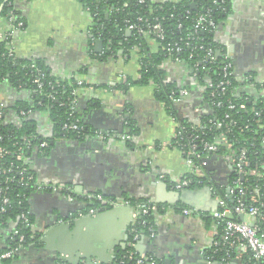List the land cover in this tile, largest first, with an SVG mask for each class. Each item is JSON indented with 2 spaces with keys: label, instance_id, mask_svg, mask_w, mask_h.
<instances>
[{
  "label": "crops",
  "instance_id": "crops-1",
  "mask_svg": "<svg viewBox=\"0 0 264 264\" xmlns=\"http://www.w3.org/2000/svg\"><path fill=\"white\" fill-rule=\"evenodd\" d=\"M13 10L22 22L14 34L17 56L42 61L59 78L84 82L77 91V106L90 131L80 138L58 136L49 113L35 109L29 119L51 138V145L46 152L26 157L29 169L42 183L66 184L80 195L118 203L91 214L86 208L94 199L73 198L65 190L33 191L29 209L39 242L22 246L11 264H112L130 247L139 214L136 205L146 201L167 206L155 211L153 231L139 236L133 246L137 253L159 262L171 258L173 264H219L209 256L217 240L210 216L217 208L212 192L204 185L185 188L184 194L170 193L178 191L174 183L179 178L193 173L182 151L168 145L174 129L155 87L149 83H136L127 90L116 87L124 82L122 71L129 79L139 78L136 53L125 56L121 50L118 56L100 59L104 44L98 51L99 37L93 35L92 17L81 0H13ZM1 18V25L9 27ZM215 40L232 55L237 92L263 96L264 0H231ZM149 44L157 50L155 39L150 38ZM161 67L169 82L191 90L190 96L176 103L180 118L198 122L199 115L209 110L191 68L172 57ZM18 102L34 105L32 91L0 84V103L11 109V122ZM124 134L132 135V145L122 138ZM201 167L218 185L229 183L231 169L221 156L206 157ZM175 205L193 213L185 215ZM4 233L0 230V246ZM231 264L241 261L234 259Z\"/></svg>",
  "mask_w": 264,
  "mask_h": 264
},
{
  "label": "trees",
  "instance_id": "trees-1",
  "mask_svg": "<svg viewBox=\"0 0 264 264\" xmlns=\"http://www.w3.org/2000/svg\"><path fill=\"white\" fill-rule=\"evenodd\" d=\"M81 1L92 17L93 35L101 37L104 42V52L99 55L100 59L118 56L121 50L124 51V55L127 53L131 54L132 48L138 47L135 53L140 62L141 77L137 80L128 78L127 81L116 85V87L127 90L133 84H148L150 81H153L156 84V97L161 103H164L168 115L173 116L181 125L186 126V129L181 131L182 135L174 139L171 145L179 147L176 141L181 140V136L183 139H187L189 132H193L190 126L197 124L180 118L177 104L172 99V96L180 95V88L167 80L166 71L161 67V64L170 55L173 59L180 58L184 63H188L189 65H192L197 59L204 57L205 51L197 49L194 51V57L189 58L192 48L186 46L182 39L185 41H192L196 44H204L205 48L211 46L216 50L219 49L222 54L225 53L224 47L215 40L217 30L214 32L202 30L195 31L193 22L199 11L210 9L211 15L218 25L227 11H222L218 7V3H215V0H166L160 2L146 0L145 3H140L138 0ZM218 1L220 2V0ZM230 1L231 0H228L226 2L228 7ZM2 2L4 6L0 9V17H9L10 13L14 11L13 0H2ZM149 8L155 9L153 16H157L159 21L164 25L166 37L162 40L156 39L153 35H143L136 32V30H129V26L136 21L137 17L148 13ZM187 10L190 11L188 18L185 17ZM179 24H182V27H178ZM150 38L155 39L158 44L156 51L151 50L149 44ZM176 45L182 46V51H170L169 54L170 47H175ZM222 59V55L218 56L215 62L211 64V77H216L213 72L218 69V65ZM31 63H36L44 71L43 93L38 91V87L34 83V75L31 69L22 68L24 64L29 65ZM203 78L204 72L201 71L198 80L203 81ZM2 83H7L16 89H30L33 94L34 105L25 107L47 111L51 120L54 122L58 136L80 138L84 134L90 133L89 128L80 118L77 104L73 113L70 111L71 100L74 97L73 91L80 86L76 79H63L55 76L40 60H26L19 57L14 61L7 56L5 45L0 44V84ZM81 85H84V82ZM237 87L238 81L234 79L232 87L223 95L215 98L217 102L222 101V105L213 104V99L211 100L208 93L204 95V100L208 102V105L210 104L211 108L209 107L208 113L206 111L201 115L204 133V135H202L206 140L216 142L222 137V133L225 132V138L228 142L233 143L234 146H246L249 150V157L253 161L258 160L262 162L264 160V95L255 97L249 95L247 92H237ZM51 92L56 95V99H50L45 95ZM229 101H232L236 105V108H229ZM24 104V102H18L15 107H24ZM242 104L245 105L244 108L241 107ZM256 111H260L261 114L257 115ZM227 114H230L229 118L226 116ZM67 121H76L79 125L84 127L85 133H63L61 126ZM216 121H223L224 124L227 123L231 131L227 132L224 125L222 127H217L216 124L213 125ZM1 131L6 135L2 144L12 150V153L4 159L2 165L13 164L15 166H22L27 169L28 173L35 175V173L29 169L27 163L17 159V154L15 153H22L23 156L27 157L33 152H40L38 149L35 150V148L39 139L43 138V135L36 129L33 121L27 119L20 127L14 124L4 125ZM199 132L202 133L201 130H199ZM27 134H33L37 137L33 138L31 141H26L23 139V136ZM126 142L128 145H132V139H128ZM49 147L43 149L42 152H46ZM218 147V151L211 156H221L226 149L225 142L220 139ZM13 176L14 180H11ZM19 179L20 176L13 172L0 175V230L3 233L5 232L4 242L0 246V256L8 250L15 249L19 245H27L33 240L39 242L33 230V217L29 209V198L35 189L31 181L22 183ZM201 182L202 183L198 184L195 183L191 187H200L207 184L214 185L220 193H225V188L218 185L210 176L203 177ZM244 184L247 186L248 190H251L257 184L264 187L263 180L254 176L247 177ZM261 195L264 199V188H262ZM5 198H9V202L4 206L3 201ZM93 201L94 202L87 206L86 211L91 208L97 209V211L105 209L103 203L95 199ZM155 205L159 211L161 209L164 210L165 206H167L166 204ZM2 207L5 208V211H2ZM174 207L176 209L183 208L181 205H175ZM260 207L264 212V206L261 205ZM155 211L156 210H153L146 215L141 213L138 216L135 227L141 234L148 233L149 226L153 224ZM24 213L28 216L30 225H26L22 221L21 215ZM237 219L240 220L241 218L237 217ZM261 226L264 228V222L261 223ZM16 228L19 230L18 235L13 234V230ZM4 234L2 236H4ZM20 235H24L25 237L22 242H20ZM12 236H14L13 239ZM130 248L131 247H128L121 251L112 264H136V259L125 258ZM228 252L231 253L232 256H235V251L229 250L227 245L224 246L219 244L209 252V256L214 261H220L228 255ZM137 254L140 255L139 253ZM250 257V251L244 252L242 257L243 264H264V260H250ZM153 258L159 263L158 258L154 256ZM121 260H123V263ZM11 261L12 258H0V264H11Z\"/></svg>",
  "mask_w": 264,
  "mask_h": 264
},
{
  "label": "built area",
  "instance_id": "built-area-1",
  "mask_svg": "<svg viewBox=\"0 0 264 264\" xmlns=\"http://www.w3.org/2000/svg\"><path fill=\"white\" fill-rule=\"evenodd\" d=\"M140 3H145L146 0H138ZM228 0H215V3H218V7L222 11H227L228 5L226 4ZM4 3L0 0V9H2ZM153 8H149V12L144 15H139L134 23L129 26V30H136L139 34L143 35H153L156 39L162 40L166 37L164 25L157 18V16H153L154 14ZM13 12V13H12ZM9 17H3L5 20L7 19V23L9 27H3L0 22V44H4L7 56L9 58L16 61L19 57L17 56L15 44H14V34L18 28L22 26V22L16 17L15 12L12 11ZM190 15V11L187 10L186 18ZM0 17V20L2 19ZM178 27H182V24H179ZM193 27L195 31H216L218 29V25L214 17L211 15V10L207 9L205 11H199L198 14L194 18ZM101 39V37H99ZM188 38V36H187ZM192 38V37H189ZM184 41L185 45L192 48L191 53L189 54V58L194 57V51L197 49H202L205 51L204 57L201 59H197L192 65L185 63L191 68L192 75L196 79V85L199 89L200 93L203 94V97L206 93L208 96L213 99V104L222 105V101H215L220 95L226 93L230 87H232L233 80H237L234 71V63L231 53L225 51L219 54L218 50L213 47L205 48L204 44H196L192 41ZM170 51H182L183 47L180 45H176L175 47H170ZM138 50V47L132 48V52ZM104 52V50H103ZM124 52V51H122ZM128 55V53H127ZM223 56L222 61H220L218 65V69L214 70V75L216 77H211L212 66L211 64L215 62L218 56ZM126 56V54H125ZM171 57V55L169 56ZM180 62H183L182 59L178 58ZM184 63V62H183ZM22 68H30L34 75V83L38 87V91L43 93V79H44V71L38 66L36 63H31L29 65L24 64ZM204 72V80L199 81L198 76ZM206 75V76H205ZM121 77L123 81H127L128 75L125 72H121ZM141 74H139V78ZM252 78V77H251ZM251 78H248L247 81L253 82ZM79 85L82 84V81L78 82ZM149 84L153 85L156 89V84L153 81H150ZM77 91L78 89L73 91V98L70 104V111L75 110V106L77 104ZM209 91V92H208ZM191 90L188 88L180 89V95L172 96V99L175 103L181 102L183 97L190 96ZM50 99H56V95L51 93L45 94ZM206 102V101H205ZM208 104V102H206ZM162 106L165 109L164 103ZM210 107V104L208 105ZM228 107L231 109L236 108V105L229 101ZM241 107H245L244 104ZM211 108V107H210ZM13 114L16 115L15 120L13 122L10 121V111L9 107L0 103V175L7 174L8 172H13L16 175L20 176V181L26 182L31 181L33 187L36 191L40 190H50V191H61L65 190L72 191L73 189L66 184H48L42 183L36 179L35 175L32 173H28L27 169L22 166H15L13 164L2 165L4 159L12 153V150L9 149L6 145H3L2 142L5 140L6 135L1 131L4 125L14 124L17 126H22L24 121L29 119L30 115L35 111L33 108H25V107H15L13 108ZM166 110V109H165ZM167 112V111H166ZM168 114V113H167ZM256 114H261L260 111H256ZM199 115V120L197 125H191L190 128L193 132H189V136L187 139H183L181 136V140L176 141V144L179 145V149L182 151L184 156L186 157V163L188 167L191 169L194 177L184 176L177 180L174 183V187L177 190L185 189L191 187L195 183H202L201 180L203 177H206L205 173L202 170L201 163L206 157H211L212 154L216 153L219 149L218 143L219 140H223L226 144L225 151L221 154L223 161L230 167L231 169V177L230 181L227 185H221V187L225 188V193H220L214 185H209L213 196L217 201V208L210 212V216L213 218L215 227H216V246L227 245L229 250L235 251V256H232L231 253L228 252V255L218 261L219 264H231L234 259H239L241 264H243V253L250 251L251 257L250 260L261 261L264 260V228L261 226V223L264 222V212L261 209V205L264 206V199L262 198V188L259 184L255 185L251 190H248L247 186L244 184V181L247 180V177H257L262 179L264 182V160L259 162L258 160L253 161L249 157L248 149L246 146H234L233 143L228 142L225 138V132L222 133V137L218 139L216 142H210L206 140L203 136V124L201 123V116ZM174 129L173 138L168 143V145L173 144V140L182 135L181 131L186 129L185 125H181L179 121H177L173 116L168 115ZM228 118L230 114L226 115ZM213 122V121H210ZM217 125V127H222L223 125L226 127V131L230 132L231 129L227 123L224 124L223 121H216L213 125ZM62 132L68 134L70 132H77L78 134H84V127L79 125L76 121H67L63 123L61 126ZM201 130L202 133L199 132ZM203 134V135H202ZM43 138L39 139V142L35 148L42 152L43 149L49 147L51 144V138L43 134ZM63 135V134H62ZM85 135V134H84ZM64 136V135H63ZM36 135L27 134L23 136V139L26 141H31L33 138H36ZM124 140L131 139V135L124 134L122 136ZM264 143V139H263ZM17 159L23 160L26 162V157L23 156L22 153H17ZM14 180V176L11 178ZM84 196V194H81ZM75 197H78L75 195ZM87 198L96 199L104 205L113 206L118 203L115 199H105L98 195L88 194ZM248 198V200H247ZM9 202V198H5L3 204H7ZM139 210L138 216L142 213L144 215L149 214L153 210H157V206L150 202H141L136 205ZM182 212L185 215H191L193 210L190 208H182ZM2 211H5V208L2 207ZM95 209H91V213H95ZM240 217L241 219H237ZM22 221L26 225H30L28 216L24 213L21 215ZM138 217L136 218L137 221ZM135 221V223H136ZM135 223H133L131 229V241L130 247L133 248L134 244L138 240L141 233L135 227ZM1 225V220H0ZM148 231H153L152 225L149 226ZM14 235L19 234V230L16 228L13 230ZM14 236H12V239ZM24 235H20V242L24 241ZM23 245H19L15 249H11L3 253L0 258L1 259H11L14 257L15 253L22 247ZM130 248L129 253L125 256L126 259H136V264H159L151 255H138L137 252ZM123 263V260H121Z\"/></svg>",
  "mask_w": 264,
  "mask_h": 264
},
{
  "label": "water",
  "instance_id": "water-1",
  "mask_svg": "<svg viewBox=\"0 0 264 264\" xmlns=\"http://www.w3.org/2000/svg\"><path fill=\"white\" fill-rule=\"evenodd\" d=\"M93 36V35H92ZM103 44H104V42H103V40L102 39H99V38H96V46H97V50L98 51H100L101 50V48L103 47ZM218 53L220 54L221 53V51L220 50H218ZM205 107H207V109H209V106L207 105V106H205ZM231 173L232 172H230V175L229 176H231ZM206 187V189L211 193V189H210V187L208 186V185H206L205 186ZM188 190V189H187ZM186 192V189H182V190H178V191H175V190H170V193L171 194H184ZM212 194V193H211ZM214 197V196H213ZM59 260L60 261H63L64 259L63 258H60L59 257ZM61 264V263H60ZM159 264H173V262H172V259L171 258H166L163 262H159ZM174 264H179V261H177V262H175Z\"/></svg>",
  "mask_w": 264,
  "mask_h": 264
},
{
  "label": "flooded vegetation",
  "instance_id": "flooded-vegetation-1",
  "mask_svg": "<svg viewBox=\"0 0 264 264\" xmlns=\"http://www.w3.org/2000/svg\"><path fill=\"white\" fill-rule=\"evenodd\" d=\"M67 193H68V194H71V195L73 196V198H75V195H78V196L81 197V198H86V199H88L86 196H81L80 193H77L75 190L67 191ZM105 206H106V205H105ZM91 209H93V208H91ZM91 209H89V211H88L89 213H91V212H90ZM95 210L97 211V209H95ZM91 214H92V213H91ZM38 240H39V239H38ZM30 243H37V241H36V240H35V241L33 240V241H31ZM30 243H28V244H30Z\"/></svg>",
  "mask_w": 264,
  "mask_h": 264
}]
</instances>
